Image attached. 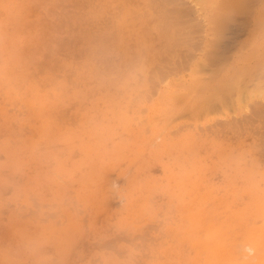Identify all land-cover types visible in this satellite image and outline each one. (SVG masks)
Here are the masks:
<instances>
[{
	"label": "rangeland",
	"instance_id": "obj_1",
	"mask_svg": "<svg viewBox=\"0 0 264 264\" xmlns=\"http://www.w3.org/2000/svg\"><path fill=\"white\" fill-rule=\"evenodd\" d=\"M1 58L0 264H264V0H0Z\"/></svg>",
	"mask_w": 264,
	"mask_h": 264
},
{
	"label": "bare ground",
	"instance_id": "obj_2",
	"mask_svg": "<svg viewBox=\"0 0 264 264\" xmlns=\"http://www.w3.org/2000/svg\"><path fill=\"white\" fill-rule=\"evenodd\" d=\"M129 1V0H128ZM148 1V0H147ZM159 1H161V0H159ZM163 2H164V0H162ZM124 2H125V0H124ZM136 2V1H135ZM134 2V3H135ZM153 2H154V0H153ZM153 2L150 0V3H152L153 4ZM157 2V1H156ZM175 2V1H174ZM14 3V2H13ZM123 3V2H122ZM158 3V2H157ZM141 4V3H140ZM5 5V4H4ZM125 5H126V3H125ZM137 5V4H136ZM139 5V4H138ZM145 5V4H144ZM164 5V4H163ZM150 6H152L151 4H150ZM155 6L156 7H158L156 4H155ZM137 7V6H136ZM141 7V6H140ZM121 8V7H120ZM152 8V7H151ZM150 8V9H151ZM161 8H163V6L161 7ZM160 8V9H161ZM144 9V8H143ZM156 9V8H155ZM166 9V8H165ZM159 10V9H158ZM153 11V10H152ZM161 11H163V10H161ZM160 11V12H161ZM165 11H167V10H165ZM173 11V10H172ZM118 12V11H117ZM167 12H169V11H167ZM171 12V11H170ZM176 12H179V11H176ZM153 13H156V12H154L153 11ZM158 13V12H157ZM174 13V12H173ZM172 13V14H173ZM103 14V13H102ZM159 14V13H158ZM164 14V13H163ZM177 14V13H176ZM97 15V12H95V11H90L89 13H88V17L90 18V19H94V17ZM117 15V14H116ZM147 15V14H146ZM151 15V14H150ZM179 15H180V13H179ZM70 16V15H69ZM86 16V15H85ZM144 16V15H143ZM157 16V15H156ZM181 16V15H180ZM113 17V16H112ZM168 17V16H167ZM169 17H170V15H169ZM173 17V16H172ZM171 17V18H172ZM145 18V17H144ZM170 18V19H171ZM173 18H175V17H173ZM172 18V19H173ZM180 17L178 16V19H179ZM89 19V20H90ZM103 19V18H102ZM160 19V18H159ZM162 19V18H161ZM168 19V18H167ZM175 19H177V18H175ZM181 19V18H180ZM180 19H179V21H180ZM88 20V21H89ZM111 20H114V19H111ZM153 20L154 19H152V22H153ZM166 20V19H165ZM79 21V20H78ZM148 21V20H147ZM168 21H171V20H168ZM177 21V20H176ZM101 22V21H100ZM105 22V21H104ZM189 22V21H188ZM66 23V22H65ZM91 23V22H90ZM109 23V22H108ZM154 23H155V21H154ZM169 23H172V22H169ZM174 23V22H173ZM85 24V23H84ZM134 24V23H133ZM138 24V23H137ZM142 24V23H141ZM185 24V23H184ZM184 24H183V22H182V26H184ZM188 24V23H187ZM190 24V23H189ZM86 25H87V27H86V29L81 33L82 35H84V37H85V39H87V40H90L91 38H95L96 40H95V43L92 45V43H91V45H92V49L91 50H93V52H96V53H102V52H104V51H106L107 49H109V51L111 50V49H114V47L113 46H111V44L109 45L108 44V46L106 45L107 43H106V41H107V36L105 35V33H106V31L105 30H103V29H101L102 30V32H100V33H98V34H92V33H90V31H92V29L90 28L91 26H93V23H91V24H89V22L88 23H86ZM107 25V24H106ZM174 25V24H173ZM178 25H180L181 26V23H178ZM127 26V25H126ZM148 26V25H147ZM160 26V25H159ZM168 26V25H167ZM191 26V25H190ZM20 27V26H19ZM79 27V26H78ZM82 27V26H81ZM114 27V26H113ZM134 27V26H133ZM185 27V26H184ZM124 28H128V26L127 27H125L124 26ZM80 29V28H79ZM110 29V28H109ZM144 29H145V27H144ZM164 28L161 26V31L163 30ZM3 30V29H2ZM128 30H129V28H128ZM141 30V29H140ZM155 30H156V28H155ZM169 30V29H168ZM168 30H167V32H168ZM135 32V31H134ZM127 33H129V31L127 32ZM133 33V32H132ZM150 33H152V32H150ZM175 33H177V31L175 32ZM109 34V33H108ZM182 34H184V33H182ZM134 35V34H133ZM145 35V34H144ZM143 35V36H144ZM158 35V34H157ZM160 35H162V34H160ZM159 35V36H160ZM174 35H176V34H174ZM177 35H178V33H177ZM140 36V35H139ZM147 36V35H146ZM153 37V36H152ZM176 37V36H175ZM113 38H115L114 37V35L112 34H109V42H111V40L113 39ZM156 38H158L157 36H156ZM197 38V37H196ZM79 39V38H78ZM169 39V38H168ZM178 40V39H177ZM184 40V39H183ZM183 40H181V42L183 41ZM118 41V40H117ZM120 41V40H119ZM118 41V42H119ZM126 41V40H125ZM124 41V42H125ZM143 41H144V39H143ZM148 41H150V40H148ZM152 41V40H151ZM108 42V43H109ZM129 42V41H128ZM133 42V41H132ZM173 42H175V40L173 41ZM83 43H84V41H83ZM142 43V42H141ZM141 43H139V44H141ZM145 43V42H144ZM149 43H151L152 45H154L152 42H149ZM172 43V42H171ZM176 43V42H175ZM117 44V43H116ZM121 44V43H120ZM146 44V43H145ZM113 45V44H112ZM119 45V44H118ZM127 45V44H126ZM163 45H164V43H163ZM166 45H168V44H166ZM176 45H178V44H176ZM180 45V44H179ZM123 46V45H122ZM142 46H144V45H142ZM174 46V45H173ZM6 47V46H5ZM13 47V46H12ZM90 48V47H89ZM117 48V47H116ZM119 48H121V47H119ZM127 48H128V45H127ZM165 48V47H164ZM168 48V47H167ZM166 48V49H167ZM172 48V47H171ZM46 49V48H45ZM118 49V48H117ZM129 49V48H128ZM151 49V48H150ZM170 49V48H169ZM6 50V49H5ZM11 50V49H10ZM9 51V50H8ZM44 51V50H43ZM146 51V50H145ZM148 51H149V49H148ZM156 51V50H155ZM6 52H7V50H6ZM49 52V51H48ZM92 52V53H93ZM107 52V51H106ZM157 52V51H156ZM171 53L173 52V51H170ZM169 52V53H170ZM89 53H90V51H89ZM109 54V53H108ZM114 54V53H113ZM140 54V53H139ZM50 55H52V54H50L49 53V55L47 56V57H49ZM116 55V54H115ZM118 55V54H117ZM122 55V54H121ZM144 55V54H143ZM147 55V54H146ZM158 55V54H157ZM170 55V54H169ZM44 56H46V55H44ZM125 56V55H124ZM128 56V55H127ZM142 56V55H141ZM145 56V55H144ZM154 56V55H153ZM8 57V56H7ZM76 57V56H75ZM129 57V56H128ZM131 57V56H130ZM159 57V56H158ZM166 57V56H165ZM109 58V57H108ZM126 58V57H125ZM151 58V57H150ZM156 58V57H155ZM46 59V58H45ZM94 59V58H93ZM92 59V60H93ZM100 59V58H99ZM110 59V58H109ZM157 59V58H156ZM0 60H2V58L0 59ZM131 60V59H130ZM158 61H160L159 59H157ZM168 60V59H167ZM91 61V60H90ZM132 61V60H131ZM140 61V60H139ZM156 61V60H155ZM164 61V60H163ZM166 61V60H165ZM88 61H86V63H87ZM92 62V61H91ZM95 62V61H94ZM101 62H103V60L101 61ZM123 62V61H122ZM122 62H120V63H122ZM125 62V61H124ZM147 62H149V61H147ZM168 62V61H167ZM171 62V61H170ZM187 62V61H186ZM27 63V62H26ZM64 63V62H63ZM68 63V62H67ZM98 63V62H97ZM116 63V62H115ZM137 63V62H136ZM140 63V62H139ZM143 63V62H142ZM141 63V64H142ZM150 63V65H151V62H149ZM154 63V62H153ZM157 63V62H156ZM169 63V62H168ZM167 63V64H168ZM104 64V63H103ZM138 64V63H137ZM160 64V63H159ZM43 65H45V64H43ZM90 65V64H89ZM147 65V64H146ZM146 65H145V67H146ZM63 66V65H62ZM90 66H93V68H94V64L93 65H90ZM132 66H134V65H132ZM139 66V65H138ZM137 66V67H138ZM142 66V65H141ZM178 66V65H177ZM85 67V66H84ZM83 67V68H84ZM95 67H96V65H95ZM100 67V66H99ZM98 67V69L100 70V68ZM103 67V66H102ZM108 67V66H107ZM154 67H155V69H156V67L157 66H155L154 65ZM160 66H158V68H159ZM165 66H163V68H164ZM8 68V67H7ZM52 68V67H51ZM65 68V67H64ZM72 68V67H71ZM115 68H116V66H115ZM122 68V67H121ZM120 66H119V71H120ZM162 68V67H161ZM161 68H159V69H157V70H160V72H161ZM9 69V68H8ZM44 69V66H43V68H42V70ZM46 69V68H45ZM87 69V68H86ZM117 69V68H116ZM129 69H131V68H129ZM135 69V68H134ZM139 70H141V67H139L138 68ZM149 69V68H148ZM154 69V70H155ZM174 69V68H173ZM50 70V69H49ZM98 70V71H99ZM115 70V69H114ZM156 70V71H157ZM6 71V70H5ZM41 71V70H40ZM39 71V72H40ZM103 71V70H102ZM151 71H153L152 69H151ZM162 71H164V70H162ZM48 72V71H47ZM86 72V71H85ZM84 72V73H85ZM91 72V71H90ZM96 72V71H95ZM12 73V72H11ZM22 73V72H21ZM70 73V72H69ZM72 73V72H71ZM92 73V72H91ZM157 73H158V71H157ZM80 74V73H79ZM90 74V73H89ZM101 74H103V73H101ZM106 74V73H105ZM110 74H112V73H110ZM68 75H70V74H68ZM81 75V74H80ZM93 75V74H92ZM108 75V74H107ZM124 75H126V74H124ZM11 76V75H10ZM14 76V75H13ZM13 76H11L13 79H14V77ZM21 76V75H20ZM42 77L44 76V75H41ZM93 76H95V74L93 75ZM110 76H113V77H115L116 75H110ZM137 76V75H136ZM152 76H155L154 74H152ZM157 76V75H156ZM46 77V76H45ZM87 77H89V76H87ZM117 77V76H116ZM139 76H137L136 78H138ZM16 78V77H15ZM35 78V77H34ZM90 78V77H89ZM97 78V77H96ZM95 78V79H96ZM102 78V77H101ZM129 78V77H128ZM133 78V77H132ZM140 78V77H139ZM149 78L151 79V77L149 76ZM153 78V77H152ZM30 79V78H29ZM104 79V78H103ZM107 79V78H106ZM121 79V78H120ZM23 80V79H22ZM100 80V79H99ZM18 81V80H17ZM21 81V80H20ZM47 81V80H46ZM106 81V80H105ZM154 81V80H153ZM158 81V80H157ZM112 82V81H111ZM120 81H118V83H119ZM128 82V81H127ZM139 82V81H138ZM138 82H137V84H138ZM152 83V82H151ZM155 84H158V83H156V82H154ZM32 83H30V85H31ZM140 84V83H139ZM38 85V84H37ZM115 85V84H114ZM127 85V84H126ZM232 86L234 85V84H231ZM26 86V85H25ZM110 86H112V85H110ZM129 86V85H128ZM140 86V85H139ZM227 86V85H226ZM231 86V87H232ZM3 87V86H2ZM28 87H29V85H28ZM30 87H32V86H30ZM113 87V86H112ZM115 87V86H114ZM156 87V86H155ZM155 87H154V89H155ZM234 87V86H233ZM232 87V88H233ZM261 87V86H260ZM19 88V87H18ZM104 88V87H103ZM110 88V87H109ZM30 89V88H29ZM33 89V88H32ZM150 89V88H149ZM11 90V89H10ZM26 90V89H25ZM114 90V89H113ZM138 90V89H137ZM151 90H153V89H151ZM129 91V90H128ZM127 91V92H128ZM37 92V91H36ZM115 92V91H114ZM118 93H119V91H117ZM138 92V91H137ZM224 92V91H223ZM248 92V91H247ZM66 93V92H65ZM121 93H122V89H121ZM140 95H141V93H139ZM114 95H115V93L113 94V95H111V96H113L114 97ZM119 95V94H118ZM123 94H121V96H122ZM140 95H139V97H140ZM152 95V94H151ZM220 95H222V94H220ZM107 96H109V95H107ZM148 96V95H147ZM146 96V97H147ZM116 97H117V94H116ZM243 97H245V96H243ZM106 98V97H105ZM149 98H150V96H149ZM107 99V98H106ZM112 99V98H111ZM116 99V98H115ZM115 99H114V101H115ZM147 99V98H146ZM14 100V99H13ZM108 100H110V98H108ZM107 100V102L109 103L110 101H108ZM149 100V99H148ZM241 100V99H240ZM20 101V100H19ZM112 101H113V99H112ZM113 101V102H114ZM117 101H119V100H117ZM261 101V100H260ZM44 102V101H43ZM112 103V102H111ZM110 103V104H111ZM244 103V102H243ZM255 103V102H254ZM261 103V102H260ZM120 104V103H119ZM26 106V105H25ZM116 106H117V104H116ZM135 106V105H134ZM113 107V106H112ZM254 107V106H253ZM47 108V107H46ZM32 109V108H31ZM206 109H208L207 107H206ZM27 110V109H26ZM212 111V110H211ZM30 112H32V111H30ZM122 112V111H121ZM261 112V111H260ZM28 113V112H27ZM145 113V112H144ZM219 113V112H218ZM262 113V112H261ZM126 113H124V115H125ZM123 115V116H124ZM252 116V115H251ZM249 118H252V117H249ZM254 118V117H253ZM257 118H259V117H257ZM120 119V118H119ZM128 119V118H127ZM126 119V120H127ZM263 119V118H262ZM232 120V119H231ZM122 121H123V119H122ZM128 121V120H127ZM245 121V120H244ZM243 121V122H244ZM258 121V120H257ZM126 122V121H125ZM130 122V121H129ZM221 122V121H220ZM226 122V121H225ZM250 122V121H249ZM245 123V122H244ZM118 124V123H117ZM216 124H218V123H216ZM226 124V123H225ZM50 125V124H49ZM93 125H95V124H93ZM121 125V124H120ZM125 125V124H124ZM212 125V124H211ZM232 125H233V123H232ZM92 125H90V127H91ZM50 127V126H49ZM214 127V126H213ZM246 127V126H245ZM251 127V126H250ZM47 128V127H46ZM52 128H53V126H52ZM103 128V127H102ZM222 128V127H221ZM241 128V127H240ZM50 129V128H49ZM48 129V130H49ZM247 129V128H246ZM88 131V130H87ZM92 131H93V129H92ZM95 131V130H94ZM101 131H104L103 129L101 130ZM47 132V131H46ZM89 132H90V129H89ZM223 132V131H222ZM258 132V131H257ZM82 133V132H81ZM85 133V132H84ZM171 133V132H170ZM83 134V133H82ZM222 134V133H221ZM77 135V134H76ZM92 135V134H91ZM172 135V134H171ZM180 139H183V138H181L180 137ZM175 141V140H174ZM180 141V140H179ZM184 141H185V139H184ZM171 142V141H170ZM175 142H178V141H175ZM174 142V143H175ZM182 142H183V140H182ZM100 143V142H99ZM175 144H178V143H175ZM181 144V143H180ZM96 145H98V143L96 144ZM198 145V144H197ZM83 146V145H82ZM181 146H182V144H181ZM92 147V146H91ZM178 147H180V146H178ZM262 147V146H261ZM94 148H95V145H94ZM99 148V147H98ZM82 149H84V147L82 148ZM87 150V149H86ZM90 150V149H89ZM94 150V149H93ZM263 157V156H262ZM263 159V158H262ZM262 161V160H261ZM94 162V161H93ZM263 162V161H262ZM179 167H181V166H179ZM196 171V170H195ZM175 172H178V171H174L173 173H175ZM185 177H188V176H185ZM91 180V179H90ZM141 181V180H140ZM245 181V180H244ZM139 182V181H138ZM133 184V183H132ZM132 186V185H131ZM139 186V185H138ZM186 190V189H185ZM184 190V191H185ZM189 192V191H188ZM255 196H257V195H255ZM196 197V196H195ZM263 197V196H262ZM192 198V197H191ZM190 198V199H191ZM193 198H194V196H193ZM261 198V197H260ZM259 198V199H260ZM264 198V197H263ZM73 200V199H72ZM197 200V199H196ZM263 200V199H262ZM68 201V200H67ZM191 201H195V200H191ZM198 201V200H197ZM258 202L260 201V200H257ZM65 202V201H64ZM196 202V201H195ZM63 203V202H62ZM69 202H67V203H65V204H68ZM74 203V202H73ZM186 203V202H185ZM201 203V202H200ZM254 203H256V202H254ZM197 204V203H196ZM64 205V204H63ZM182 205V204H181ZM195 206V205H194ZM261 206V205H260ZM75 207V206H74ZM135 207V206H134ZM191 207V206H190ZM257 207V206H256ZM192 208H193V206H192ZM63 209V208H62ZM130 209V208H129ZM259 209H261V207L259 208ZM65 210H66V208H65ZM69 210V209H68ZM196 210V209H195ZM264 210V209H263ZM67 211V210H66ZM193 210H191V212H192ZM190 212V211H189ZM190 212V213H191ZM195 212H197V211H195ZM199 212V211H198ZM262 212V211H261ZM264 212V211H263ZM194 213V212H193ZM202 213V212H201ZM260 213V212H259ZM74 214V213H73ZM186 214H187V212H186ZM192 214V213H191ZM200 213H197V215H199ZM261 214H264V213H261ZM53 215V214H52ZM70 215V214H69ZM188 215V217H189V214H187ZM187 215H186V217H187ZM202 215H203V213H202ZM202 215H199V217H201ZM49 216V215H48ZM50 217V216H49ZM69 217V216H68ZM181 217H183V216H181ZM51 218H52V216H51ZM65 218V217H64ZM183 218H185V217H183ZM190 218V217H189ZM204 218V217H203ZM192 219V218H191ZM70 220V219H69ZM84 220V219H83ZM195 220V219H194ZM202 220V219H201ZM188 221V220H187ZM196 221V220H195ZM70 222V221H69ZM134 222V221H133ZM180 222V221H179ZM200 222V221H199ZM57 224H58V221L56 222ZM66 224V223H65ZM68 224V223H67ZM183 224H185L184 222H183ZM182 225V224H181ZM190 225V224H189ZM38 226V225H37ZM64 226V225H63ZM183 226V225H182ZM184 226H186V225H184ZM188 226V225H187ZM186 226V227H187ZM39 227V226H38ZM59 227H60V225H59ZM191 227H192V225H191ZM135 228H136V226H135ZM185 228V227H184ZM190 228V227H189ZM182 229V228H181ZM191 230V229H190ZM62 231V230H61ZM183 231V230H182ZM186 231V230H185ZM193 231V230H192ZM194 232V231H193ZM193 232H192V235H193ZM53 233V232H52ZM121 233V232H120ZM131 233V232H130ZM188 233V232H187ZM191 233V232H190ZM62 234V233H61ZM122 234V233H121ZM53 235V234H52ZM128 236V235H127ZM189 237H191V236H189ZM188 237V238H189ZM141 238V237H140ZM187 238V237H186ZM125 239V238H124ZM191 239V238H190ZM183 242V241H182ZM114 246V245H113ZM105 247H106V245H105ZM115 247V246H114ZM140 247V246H139ZM103 248V247H102ZM140 250V249H139ZM114 252H115V250H113ZM118 253V252H117ZM120 256V255H119ZM145 256V255H144ZM199 256V255H198ZM206 256H208V255H206ZM205 256V257H206ZM148 257V256H147ZM150 257V256H149ZM200 257V256H199ZM99 258V257H98ZM97 258V259H98ZM103 258V257H102ZM145 258H146V256H145ZM207 258V257H206ZM199 259V258H198ZM56 262V261H55ZM206 263H207V261H206ZM46 264H47V262H46ZM205 264V263H204Z\"/></svg>",
	"mask_w": 264,
	"mask_h": 264
}]
</instances>
